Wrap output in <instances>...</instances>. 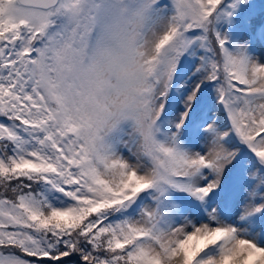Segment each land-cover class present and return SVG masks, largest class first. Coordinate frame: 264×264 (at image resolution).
<instances>
[{"label":"snow or ice","instance_id":"1","mask_svg":"<svg viewBox=\"0 0 264 264\" xmlns=\"http://www.w3.org/2000/svg\"><path fill=\"white\" fill-rule=\"evenodd\" d=\"M0 264H264V0H0Z\"/></svg>","mask_w":264,"mask_h":264}]
</instances>
